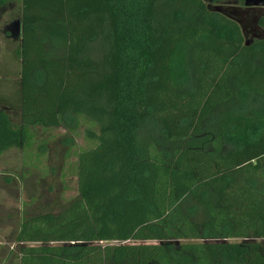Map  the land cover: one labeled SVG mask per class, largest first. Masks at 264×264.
<instances>
[{"label": "trees", "instance_id": "obj_1", "mask_svg": "<svg viewBox=\"0 0 264 264\" xmlns=\"http://www.w3.org/2000/svg\"><path fill=\"white\" fill-rule=\"evenodd\" d=\"M6 1L21 72L0 158L38 162L34 130L81 119L95 142L78 197L22 219L18 264H264V39L205 0Z\"/></svg>", "mask_w": 264, "mask_h": 264}, {"label": "rangeland", "instance_id": "obj_2", "mask_svg": "<svg viewBox=\"0 0 264 264\" xmlns=\"http://www.w3.org/2000/svg\"><path fill=\"white\" fill-rule=\"evenodd\" d=\"M205 1L212 8L235 3L226 1L213 5L211 0ZM19 46L20 43L13 47L18 49ZM14 54L13 58L7 49L0 50V94H11L16 101L21 64ZM0 106L4 103L0 102ZM92 128L85 119H81L76 134L62 128H37L34 130L37 144L32 149L34 155L38 152L41 155L38 162H33L32 152L25 157L21 149L0 158V264H18L19 245L15 237L22 219L47 212L59 214L78 197L76 153L94 146L93 139L87 136ZM67 138L73 139V146L64 143Z\"/></svg>", "mask_w": 264, "mask_h": 264}, {"label": "flooded vegetation", "instance_id": "obj_3", "mask_svg": "<svg viewBox=\"0 0 264 264\" xmlns=\"http://www.w3.org/2000/svg\"><path fill=\"white\" fill-rule=\"evenodd\" d=\"M261 1L251 0L250 7L239 6L237 3L224 6L226 17L235 21L242 28V32L247 43L264 39V28L261 26V20L264 18V8L257 7Z\"/></svg>", "mask_w": 264, "mask_h": 264}, {"label": "crops", "instance_id": "obj_4", "mask_svg": "<svg viewBox=\"0 0 264 264\" xmlns=\"http://www.w3.org/2000/svg\"><path fill=\"white\" fill-rule=\"evenodd\" d=\"M8 3L4 0V4L0 3V50H8L11 52L12 57H15L14 53H17V48H14L16 44L21 42V21L17 14H20L21 7L17 4ZM19 9V11H18ZM15 13V20L12 19V14ZM17 57V54H16ZM0 74V79H1ZM3 99V100H2ZM13 98L11 94L1 95L0 102H3L5 105L2 106V109H7V102H12Z\"/></svg>", "mask_w": 264, "mask_h": 264}, {"label": "water", "instance_id": "obj_5", "mask_svg": "<svg viewBox=\"0 0 264 264\" xmlns=\"http://www.w3.org/2000/svg\"><path fill=\"white\" fill-rule=\"evenodd\" d=\"M251 0H245V6L246 7H250V2ZM261 2L258 4V5H256L257 7H260V8H264V0H260ZM214 11L215 12H218V13H220V14H225V9H224V7H222V6H216V7H214Z\"/></svg>", "mask_w": 264, "mask_h": 264}]
</instances>
